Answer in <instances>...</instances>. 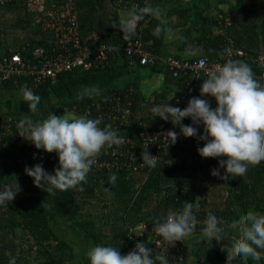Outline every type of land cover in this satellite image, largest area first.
<instances>
[{"label":"trees","instance_id":"16d2710c","mask_svg":"<svg viewBox=\"0 0 264 264\" xmlns=\"http://www.w3.org/2000/svg\"><path fill=\"white\" fill-rule=\"evenodd\" d=\"M53 1L61 0H40L38 4L30 0H0L1 51L11 54L20 50L23 54L30 55L36 46L47 43L50 32L42 26L41 10L44 8L42 6ZM155 1L157 0H152L151 4ZM219 3L222 5L219 8L221 16L219 13L213 14L209 18L211 24L203 25L202 32L193 37L192 42L197 47L205 48L208 52L205 55L210 59L223 63L228 59L246 62L256 74L255 79L264 85V78L259 76L263 66L256 59L259 53L264 52V11L258 9L264 7V0H219ZM197 4L198 0H189L184 8L185 12L187 9H195ZM133 6L135 5L129 4L124 7L117 0H76L82 35L97 33L94 37L96 41L125 43L123 33L119 30V19L123 18L122 10H132ZM137 7H144L142 0ZM146 16L150 18L139 32L144 37V44L149 48L152 47L148 45V41L152 37L154 17ZM114 23L116 28L112 27ZM215 26H220L222 31H215ZM154 39L156 41L155 37ZM228 44L243 49L244 53L221 57L218 52L224 53ZM117 55L124 56L128 61L123 53L118 52ZM199 55L204 54L191 58ZM71 71L60 73L56 82L47 79L36 86L33 93L41 99L49 98ZM82 71L89 73L91 70ZM172 73L171 71L169 75L177 87L175 95L187 94L189 100L192 97L203 98L210 102L211 108L217 107L214 97L200 96L203 80L207 79L206 74L198 77L180 74L174 77ZM33 83L32 76H20L17 81L12 78L5 80L0 83V88L11 86L21 89L22 86L29 87ZM191 86L193 91L189 92ZM99 89V96L85 97L82 100H78L77 96L68 97L55 103L53 109L57 113H63L67 109L77 115L95 119L98 116V105L104 103L108 106L110 100L112 101L110 94L116 90L122 93L121 101H127L129 97L133 99L135 109L141 112V118L146 119L152 127L172 125L170 121L166 122L161 118V123L158 124L155 121L157 117L151 111L152 104L140 106L141 99L136 92L120 90L118 86ZM74 105L76 108L72 110ZM89 105L91 112H88ZM21 118L24 116L15 112H7L0 117V160L13 165L24 162L42 163L45 169H51L54 173L59 166L58 154L36 149L33 144L22 138L17 133V124ZM182 123L192 125L190 118H185ZM8 124L10 130L5 132ZM193 126L198 127V136L203 134L202 124ZM124 130L135 135L139 128H135L131 123L125 125ZM176 130L179 128L176 127ZM205 143L197 137L182 135L175 144H164L160 148L155 167L134 170L126 166H104L91 170L87 182L78 188L63 192L57 190L54 195H48L46 191L36 187L34 179L25 173V169L7 175L0 181V187L5 184H19L21 190L8 206L0 205V264H10L12 260H15L16 264H76V243L59 233L54 222L58 217L74 220V230L83 234L77 235L78 242L91 241L95 246H112L119 249L122 255H127L137 243L128 236L130 226L142 220L150 225L154 224L157 218L166 216L169 210L179 214L184 201H192L193 211L198 213L199 210L217 209L225 214L227 221L224 232L230 228L233 220L249 210L264 214V162L249 167L243 177L224 181L211 174L213 169L219 167L220 158H202L199 155L197 149ZM136 148L141 149V144ZM164 153L166 157H163ZM176 155L181 158H176ZM112 174H115L117 179L114 184H109L108 178ZM79 187H82L83 191H80ZM213 200L218 202L216 206L211 204ZM99 204L102 205L100 209ZM195 205H198V208ZM196 253L201 257L203 264H222L226 259V255L212 244L199 245ZM154 254L157 252L154 251L153 256ZM247 263L256 264L252 259Z\"/></svg>","mask_w":264,"mask_h":264},{"label":"clouds","instance_id":"9594fccd","mask_svg":"<svg viewBox=\"0 0 264 264\" xmlns=\"http://www.w3.org/2000/svg\"><path fill=\"white\" fill-rule=\"evenodd\" d=\"M145 15H151L164 23L163 13L159 7L133 6L127 18L119 19V30L123 40L128 41L136 32L137 22ZM113 28H116L114 23ZM162 27L158 25L154 35L159 36ZM231 56L230 50H225ZM200 96L214 97L217 102L215 109L203 98L192 97L183 110L171 106L153 107L151 111L156 117L170 121L180 132L175 130L163 132V142L175 144L178 136L197 137L205 141L197 151L202 158H220L219 167L211 174L224 181L243 177L249 167H255L264 162V85L254 77L250 65L241 60L228 59L222 66L206 73ZM101 95L98 87L85 88L77 95L78 100ZM20 97L28 103L29 110L35 114L41 97L24 85L20 89ZM179 103V101H177ZM99 107V106H98ZM190 118L192 125L182 121ZM100 118L92 119L85 115L64 110L62 115L50 113L39 122H33L29 117L21 118L17 124V133L36 149L47 153L58 154L59 166L54 174H49L42 163L33 167H25V173L34 179V185L49 194L58 191L76 189L87 182V177L104 148L120 146L124 138L119 136L111 124L100 127ZM203 125V134L198 136V127ZM35 158V157H34ZM156 156L149 152L142 153L143 165L155 167ZM226 158V159H225ZM225 172L221 175L220 169ZM117 177L112 174L109 184H114ZM20 186L5 184L0 187V205L8 206L20 191ZM83 191L82 187H79ZM198 208V205H195ZM194 203L184 201L182 211L177 214L169 210L167 215L157 218L154 231L163 241L174 244L183 241L195 231L199 223L193 214ZM200 240L223 242L224 228L219 226V220L209 213L204 221ZM230 228L238 233V238L231 237L230 246L224 245L222 251L227 253V264L240 258L247 264L252 259L259 264L264 259V214L249 210L238 219L233 220ZM132 238L131 236H129ZM90 264H167L163 255L153 256V249L145 242H137L132 251L122 255L120 250L112 246L96 245L86 253ZM15 264V260L10 261Z\"/></svg>","mask_w":264,"mask_h":264},{"label":"built area","instance_id":"2783aa9c","mask_svg":"<svg viewBox=\"0 0 264 264\" xmlns=\"http://www.w3.org/2000/svg\"><path fill=\"white\" fill-rule=\"evenodd\" d=\"M30 1L40 3V0ZM140 1L117 0L124 7H128L129 4L138 6ZM142 1L144 6H150V0ZM42 7L44 8L41 10V23L43 28L50 32L47 43L36 46L30 55H25L20 50L5 54L0 48V83L10 78L17 81L20 76H32L34 83L28 88L34 91L36 86L44 83L47 79H51L52 82L58 81L59 74L62 72L71 71L75 68L93 70L105 67L111 63L113 56H116L118 52L127 56L128 62L131 64L135 61L142 65L155 63L159 57L156 52L144 44V37L139 32L150 16L145 15L142 20L137 22L136 32L130 40L125 41L123 44H117L109 41H96L94 37L97 33L87 36L82 35L76 0L53 1ZM228 50L231 51V56L236 53H244L243 49L232 46L228 47ZM228 56L226 53L223 55L224 58ZM256 59L263 66V71L259 76L264 78V52L259 53ZM166 62L174 76L187 74L192 77L206 74L208 71L224 64L222 61L210 59L206 55H199L195 58H181L171 55L167 57ZM120 90L124 89L121 88ZM190 90H192V86L189 88ZM121 94V91H112L110 94L112 101L110 100L108 106L104 103L98 105V116L96 118L102 120L101 128L111 124L118 135L124 138V143L110 149L104 148L96 158L91 170L100 169L104 166H126L134 170L148 167L147 165L142 166L143 151H148L150 155L156 156L157 161L158 151L164 144H167L163 142L164 138L160 134L171 130L180 132V129L176 130L173 124L170 127H152V124L150 125L146 119L141 118V112L135 109L133 99L129 97L127 101H121ZM173 99L172 106L179 107L182 110L188 104L187 94L175 95ZM75 108L74 105L72 110H75ZM88 112H91L90 105ZM155 121L160 124V117H157ZM131 123L135 128H139L138 133L135 135L126 133L124 130L125 125ZM9 130L10 125L8 124L5 132H9ZM181 136L182 134L178 138ZM140 144L142 148L137 149L136 147ZM152 148H155V150H152ZM209 213L218 218L219 226L225 227L227 221L225 214L217 209H206L205 211L199 210V213L193 211L199 221L195 231L186 236L183 241H177L173 245L163 241L162 237L156 234L154 224L150 225L143 220L136 226L129 228L128 236H131L132 238H129L136 240V242L147 243L153 249V252L156 251L157 254L165 256L167 264H181L187 256L190 237L202 233V229L205 227L204 221ZM157 254H154V256Z\"/></svg>","mask_w":264,"mask_h":264},{"label":"crops","instance_id":"0c3cea01","mask_svg":"<svg viewBox=\"0 0 264 264\" xmlns=\"http://www.w3.org/2000/svg\"><path fill=\"white\" fill-rule=\"evenodd\" d=\"M151 1L152 0L149 2L150 6L152 5ZM162 1L163 0H157L152 5L153 8L159 7L161 9L163 13L162 19L164 21V23H162L161 20L154 18V24L151 28L152 37H150L148 41V45H152V47L149 48L159 55L155 63L142 65L139 64L138 61H135L131 64L124 56L117 55L111 60L110 64L112 67L105 66L95 68L89 73L75 69L71 71L67 75L65 81L54 90V93H52L53 95L49 98L41 99L38 105V109L39 111L41 110V112L35 114L29 110L28 103L23 101L20 97V88L11 86L1 87L0 117L7 112H15L20 113L24 117L31 118L34 122H39L50 113H55L57 115L63 114L61 112L57 113L53 109L54 104L61 99L77 96L85 88H101L108 86H118L126 91L136 92V95L140 96L139 98L141 99L140 106L146 105L147 103L155 104L160 107L170 103L172 106L174 101L173 97L175 96L174 92H177V87L170 78L169 74L172 70L167 65L166 59L171 55L181 58H191L198 54H207V50L200 46L197 47L195 43L192 42V38L202 32L203 25L207 26V24L210 23L209 18L213 14L219 13V8L222 5L219 3V0H198L195 9H187L185 12L186 9L184 10V8L187 6L189 0L174 2ZM258 9L263 11V7H258ZM130 11V9L122 10L123 18L127 17ZM219 15L221 16V13H219ZM158 25L162 27L159 36L153 34ZM214 30L222 31V28L220 26H215ZM153 36L156 38V41ZM158 39L160 40L159 42L157 41ZM228 47H231V45L228 44L226 50H228ZM224 53H226V51ZM224 53L218 52L221 57ZM235 55L236 54H234V56ZM191 91L193 90L189 92ZM38 114L40 116H38ZM36 164L38 163L24 162L19 165H13L8 161L0 160V181L4 180L9 174L23 170L26 166L31 168ZM44 170L48 173H53L51 169L44 168ZM54 222L58 231L59 228H61V233H59L63 236H68L65 231L67 228L73 232L71 235L73 239L67 238L72 240L74 244L76 243V254H78L77 257L75 255L76 264H90L86 253L92 248L91 244L93 243L91 241L78 242L77 235L81 234V236H83V234L74 230V220L66 217H58L54 219ZM192 237L193 239L189 245L187 256L181 264H202L201 257L196 253L198 246L201 244V234L198 233ZM237 263L238 262H230V264ZM224 264H227V261H225Z\"/></svg>","mask_w":264,"mask_h":264},{"label":"flooded vegetation","instance_id":"af4514ba","mask_svg":"<svg viewBox=\"0 0 264 264\" xmlns=\"http://www.w3.org/2000/svg\"><path fill=\"white\" fill-rule=\"evenodd\" d=\"M224 237L226 238L223 242H218V243H215V242H217V241H212V243H208V241H203V242H201V244L200 245H205V246H207V245H213L214 247H216V248H218L220 251L222 250V247L224 246V245H226V242H230L231 241V239H227L228 238V236H231V237H233V238H238V233L235 231V230H233V229H231V228H229L228 230H226V232H224ZM230 237V238H231ZM222 252V251H221ZM222 253H224L225 255H226V259L223 261V262H225V261H227V253H226V251L225 252H222ZM202 260V259H201ZM232 263H235V262H238L237 264H244V261L242 260V259H240V258H237V259H235V260H233V261H231ZM256 263V262H255ZM203 264V263H202ZM248 264V263H247ZM260 264H264V259H262L261 261H260Z\"/></svg>","mask_w":264,"mask_h":264},{"label":"rangeland","instance_id":"374dc122","mask_svg":"<svg viewBox=\"0 0 264 264\" xmlns=\"http://www.w3.org/2000/svg\"><path fill=\"white\" fill-rule=\"evenodd\" d=\"M192 92V91H191ZM45 104V103H44ZM43 106V105H42ZM152 106H153V104H152ZM153 107H160V106H157V105H155V106H153ZM41 111V110H40ZM163 157H166V154L164 153L163 154ZM176 158H181L180 156H178V155H176L175 156ZM221 175H223L224 174V168H221ZM49 174H53L52 172H50ZM216 203H218L216 200H213V202L211 203V204H214L215 206L217 205ZM208 206L209 207H211L210 206V204H208ZM98 207H99V209L100 208H102V205L101 204H99L98 205ZM211 208H214V207H211ZM221 208V207H220ZM97 211H99L98 210V208H97ZM227 217V216H226ZM139 223V222H138ZM138 223H136V224H134L133 226H136ZM63 224V223H62ZM132 226H130V228H131ZM65 230V229H64ZM66 231V234H68V236L67 237H69V238H72L73 239V237L71 236L72 234H73V232L69 229V228H67V230H65ZM59 232L61 233V228H59ZM86 245H88V244H86ZM92 245V247L93 246H95V244L93 243V244H91ZM76 248V247H75ZM76 251H77V248H76ZM77 255L78 254H76V257H77ZM16 264V263H15ZM17 264H18V262H17ZM222 264H224V262L222 263Z\"/></svg>","mask_w":264,"mask_h":264},{"label":"water","instance_id":"95a60500","mask_svg":"<svg viewBox=\"0 0 264 264\" xmlns=\"http://www.w3.org/2000/svg\"><path fill=\"white\" fill-rule=\"evenodd\" d=\"M230 237H231V236H228L227 239H228V240L231 239ZM226 245L230 246V242H226ZM221 251H222V250H221ZM222 252H225V251H222ZM259 264H260V262H259Z\"/></svg>","mask_w":264,"mask_h":264}]
</instances>
